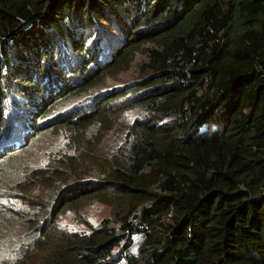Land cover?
Returning <instances> with one entry per match:
<instances>
[{
	"label": "trees",
	"instance_id": "obj_1",
	"mask_svg": "<svg viewBox=\"0 0 264 264\" xmlns=\"http://www.w3.org/2000/svg\"><path fill=\"white\" fill-rule=\"evenodd\" d=\"M0 231V264H264V0H0Z\"/></svg>",
	"mask_w": 264,
	"mask_h": 264
},
{
	"label": "rangeland",
	"instance_id": "obj_2",
	"mask_svg": "<svg viewBox=\"0 0 264 264\" xmlns=\"http://www.w3.org/2000/svg\"><path fill=\"white\" fill-rule=\"evenodd\" d=\"M125 76L123 74H118L110 79L108 82H114V85H119V82L124 80ZM112 101V99H110ZM110 101V102H111ZM67 106V105H66ZM121 115L126 116V112L121 113ZM127 117V116H126ZM4 129V128H2ZM37 136L33 139L29 140L28 143L24 144L20 149L15 151L14 155L20 159L25 160L29 153L34 151L36 147L41 144V141L45 138L53 137V136H61V133L56 132L52 133L49 129L42 128ZM40 129V130H42ZM17 135H15L16 137ZM19 137L11 138L12 141H15ZM13 188V187H10ZM23 206V205H22ZM77 212L73 213L67 209H63L58 216V223L63 228H71L72 230L81 229V230H90L91 228L98 227L103 218L109 215L110 209L103 203L92 201L89 198H82V201L77 205ZM80 215V216H79ZM15 227H12L15 231L25 230L24 224H15ZM5 231H0V234ZM11 232H7L9 234ZM35 259L31 264H34Z\"/></svg>",
	"mask_w": 264,
	"mask_h": 264
}]
</instances>
